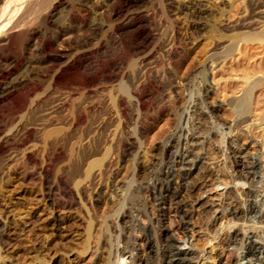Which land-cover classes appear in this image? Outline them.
<instances>
[{"label":"rangeland","instance_id":"1","mask_svg":"<svg viewBox=\"0 0 264 264\" xmlns=\"http://www.w3.org/2000/svg\"><path fill=\"white\" fill-rule=\"evenodd\" d=\"M63 1L64 4L53 18L54 24L44 22V17L34 20L30 29L37 34L25 35L28 38L23 37L22 42L13 44V51L10 50V55L34 59L38 65L32 75L41 74L39 78L35 76L39 86L28 95L29 105L35 96L37 98L42 94L44 101H41V113L57 101L63 102V105L57 112L60 119L46 127L48 130H60L53 131L42 142L43 146L46 143V147L42 149L43 152L40 151L43 154L39 157L44 158L50 166L46 176L41 177L42 182L35 178L27 179L21 174L33 171L34 164L18 165L19 171L24 167L20 171L23 178L18 175V179L5 186L4 195L0 194L7 217L0 264H129V253L120 256L119 252L130 240L127 239L128 232L135 237L131 238L132 246L136 243L140 254L149 251L150 264H165L168 258L162 239L171 235L169 223L180 218L176 212L178 205L168 202L165 207L160 200L161 195L154 196L150 186L161 175V171L166 170L163 151L170 136L174 137L177 148L174 159L181 161L175 167V175L170 178L172 187L183 183L196 187L192 192H181L188 194L185 197L186 208L190 209L196 198L207 201L205 207L194 209L190 217L196 230L194 238L197 250L183 234L178 237L176 244L186 250L188 264H197L200 249L209 244L213 247L212 257L218 260L222 240L218 243L214 240L213 243V233L227 223L230 211L235 206L236 210L241 207L246 196V185L232 176L237 170L229 157L232 154L228 140L221 138V134L228 129L220 121H229L233 134L243 133L239 141L245 149L244 153L248 151V159L264 158V128H261L264 124L259 126L256 123L264 115V12L257 13V7L263 8L264 0ZM50 41L55 42L53 44L56 47L67 48L69 58L81 62L82 67L77 69L79 73L75 74L77 77L71 84L70 97L67 96L68 88L51 84L52 71L47 63L50 53L42 49L43 42ZM231 43L232 48L236 45L235 51L225 56ZM172 57L178 59L172 60ZM217 57L227 59L219 63ZM25 68L23 65L11 79L26 73ZM203 69L209 72V100L220 105L216 115L202 103L203 82L200 72ZM85 77L92 80H89V86L82 85ZM248 78L250 82H261L253 94L251 117L256 119L252 121L256 125H252V130L245 123H240L241 116L229 103L230 99L242 95L250 83ZM140 82L147 84L145 106H149L146 109H141L131 99L132 92ZM123 86L127 87V93ZM128 94L131 95L129 99ZM166 95L171 96V104L164 99ZM125 97L127 104L125 109H121L119 101ZM127 101H130V105ZM83 105H91L86 118L70 126L71 111H80ZM19 114H15L17 117L10 116L8 125H11V129L18 121ZM12 135L16 139L17 135ZM37 135L30 139L28 146L36 144L35 141L39 139ZM95 142H99L100 151L97 154L92 152L90 156L89 151L93 150L91 146ZM123 143L128 149L122 148ZM57 146L61 147L63 154L55 158ZM106 146H111L110 154L103 159L101 167L86 177L88 162L102 157ZM21 153L18 150L15 156L17 162L22 157ZM247 157L237 155L238 159ZM82 159L87 163L82 162ZM79 160L83 165L80 169L74 166V163H81ZM263 165L254 177V190L250 196L254 211L245 222L244 214L238 211L235 226L240 234L244 233L243 229L247 230L243 241L252 238L260 245L264 244V223L261 222L264 212ZM181 173L188 175L184 179ZM229 233H232V229H229ZM228 236L230 234L227 232L223 237ZM146 237L151 241V248ZM238 246L229 245L234 254L226 253L228 255H225L224 260L230 258L226 260L229 264H260L263 254L250 261L244 258L245 248Z\"/></svg>","mask_w":264,"mask_h":264},{"label":"bare ground","instance_id":"2","mask_svg":"<svg viewBox=\"0 0 264 264\" xmlns=\"http://www.w3.org/2000/svg\"><path fill=\"white\" fill-rule=\"evenodd\" d=\"M3 1V4L1 5V2ZM68 1V0H67ZM71 1V0H70ZM88 1V0H87ZM138 1V0H137ZM69 2V1H68ZM67 2V3H68ZM103 2V1H102ZM125 2V1H124ZM130 2V1H129ZM126 3V2H125ZM137 3V2H135ZM139 3V2H138ZM64 4L63 0H0V194L3 196L4 195V191L6 190L5 186H7L8 184H10V182L12 180L18 179V175L20 176V173L22 172L21 170L24 168H21V172L18 170V167L20 165L23 164H28L32 163V165L34 164V169L33 171H30V173H26L25 174V169H24V174L21 173L22 175H24L23 177H26L27 179H31L35 178L41 180L42 182V176H46V174L49 172V164L45 163V160L40 159V151L43 152L42 149H44V146L42 144L43 140L49 136V134H51L53 131H57L58 129L60 130V128H51L50 130H48L46 127L54 120H59L60 116H58L57 112L58 109L60 107H62L61 105H63V102H59L57 101L56 103H54V105H52V107L46 108L47 110H45L46 112L41 113V101L43 102V97L42 95L40 96H35V98H33V100L31 101L30 105L28 102V95L32 94V92L39 86V80H37V78H39V76H41V74L36 73V75L38 76L37 78L32 75L33 71L35 70V66L36 65V61L34 59L29 60L26 59V57H22L18 56V55H10V50H12V46H14L13 44H19L20 42H22L21 40L23 39V37H25V35L31 34L32 36H35L37 33L33 32V30L31 31L30 26L33 25L32 23L36 21V19L38 20V18L40 17H44L42 20L44 22H46L47 24H51L53 23V18L55 15H57V11H59V7ZM107 6V5H106ZM127 6V5H126ZM131 6V5H130ZM104 7V5H103ZM116 7V6H115ZM129 7V6H128ZM64 8V7H63ZM123 8V7H122ZM163 8V7H162ZM136 9V8H135ZM163 10V9H162ZM108 11V10H107ZM106 11V12H107ZM165 12V11H164ZM258 12H264V2H263V8L259 9V7H257V13ZM109 13V12H108ZM59 14V13H58ZM144 14V13H143ZM166 14V13H165ZM32 15V16H31ZM167 15V14H166ZM59 16V15H58ZM64 16V15H63ZM135 16V15H134ZM168 16V15H167ZM141 17V16H139ZM147 18V17H146ZM171 18V17H170ZM119 19V18H118ZM35 20V21H34ZM41 20V21H42ZM56 20V19H55ZM54 20V21H55ZM58 20V19H57ZM129 20V19H128ZM139 20V19H138ZM148 20H151L148 19ZM115 22V21H114ZM137 22V21H136ZM262 24H264V19L262 20ZM40 24V23H39ZM44 24V23H43ZM54 24V23H53ZM45 25V24H44ZM261 25V24H260ZM35 26V25H34ZM37 26V25H36ZM50 26V25H49ZM62 26V25H61ZM48 27V26H47ZM56 27V26H55ZM54 27V28H55ZM140 27V26H138ZM144 27V26H143ZM33 28V27H32ZM52 28V27H51ZM119 28V27H118ZM67 30V29H66ZM138 30V29H137ZM145 30V29H144ZM72 31V30H71ZM76 32V31H75ZM140 32V31H138ZM263 36H264V25H263ZM261 32V33H262ZM72 33V32H71ZM58 35V34H57ZM68 35V34H67ZM30 36V35H29ZM39 36V35H38ZM61 36V35H58ZM63 36V35H62ZM262 36V37H263ZM41 37V36H40ZM68 37H71L70 35H68ZM67 37V38H68ZM28 38V37H25ZM29 38H32L31 36ZM36 38V37H35ZM59 38V37H58ZM65 38V37H64ZM140 38V37H139ZM142 38V36H141ZM137 39V38H136ZM27 40V39H26ZM38 40V39H37ZM43 40V39H42ZM62 40V39H61ZM64 40V39H63ZM144 40V39H143ZM264 40V39H263ZM29 41V40H27ZM26 41V42H27ZM45 41V40H44ZM73 41V40H72ZM34 42V41H33ZM122 42V41H121ZM234 42V41H233ZM44 45L42 47L43 50L49 51L48 53H50L49 57L47 58V63H49V69L52 71V79H51V84L54 86L58 85V86H62V87H66L68 88V94L67 96H71V89H72V82L73 80L76 79L77 72L81 66V62L75 58H69L68 56V49L65 47H56V45L54 46L53 43L55 42H49V43H45L43 42ZM57 43V42H56ZM60 43H62L60 41ZM27 44V43H26ZM35 45H37L36 43H34ZM234 44V43H233ZM32 45V44H31ZM34 45V47H36ZM58 45H60L58 43ZM70 45V43H69ZM33 46V45H32ZM41 46V45H40ZM39 46V47H40ZM30 48V46H28ZM235 46H233L232 48V43L231 46H229L227 48V52L225 53V56H228L230 54H233L235 51ZM38 48V47H36ZM28 49V48H27ZM33 49V48H31ZM30 49V50H31ZM5 50H7V53L5 52ZM13 51V50H12ZM11 51V52H12ZM22 51V50H21ZM27 51V50H26ZM16 51H14L15 53ZM32 52V51H31ZM52 52V53H51ZM18 53V52H17ZM20 53V52H19ZM222 53V52H221ZM220 53V54H221ZM22 54V53H21ZM28 55V54H27ZM41 55V54H40ZM70 55V54H69ZM18 56V57H17ZM43 57V56H42ZM74 57V56H73ZM131 57V56H130ZM36 58V57H35ZM79 58V57H77ZM147 58V57H146ZM170 58V57H169ZM172 57V60L178 59ZM229 58V57H228ZM145 59V58H144ZM148 59V58H147ZM146 59V60H147ZM216 59V57H215ZM219 59V63H224L227 59V57H217V60ZM171 60V59H169ZM171 60V61H172ZM40 61V60H39ZM90 61V60H89ZM134 61V60H133ZM83 62V61H82ZM94 62V61H93ZM158 62V60H157ZM215 62V61H214ZM213 62V63H214ZM217 62V61H216ZM228 62V61H227ZM46 63V62H45ZM44 63V64H45ZM137 63V62H136ZM171 63V62H170ZM94 64V63H93ZM160 64V63H159ZM174 64V62H173ZM217 64V63H216ZM27 69L26 73H22L20 75L15 76L14 78L11 79V76L13 74H15V72H17L18 70H20L21 67H23ZM97 65V64H96ZM132 65V64H131ZM175 65V64H174ZM90 66V64H89ZM99 66V65H98ZM164 66V65H163ZM172 66V65H171ZM218 66V65H216ZM221 66V64H220ZM42 67V66H41ZM82 67V66H81ZM101 67V66H100ZM99 67V68H100ZM86 70L88 69V66L86 65ZM23 69V68H22ZM37 70V69H36ZM39 70V69H38ZM200 71V70H199ZM36 72V71H35ZM150 72V71H149ZM18 73V72H17ZM82 73V72H81ZM158 73V72H157ZM160 73V72H159ZM208 73L206 69H203V71L200 72L201 78H202V82L203 85L202 87V103L205 105V107H207V109L209 110V112H211L212 114L216 115L219 111V106L215 101H210L209 100V95H210V91H211V87H210V83L208 82ZM35 74V73H34ZM96 74V73H95ZM199 74V73H198ZM134 75V74H133ZM146 75V74H145ZM151 75V74H150ZM88 76V75H87ZM100 76V75H99ZM197 76V75H196ZM249 76V75H248ZM145 77V76H144ZM159 76H157L158 78ZM162 78V76H160ZM92 78V77H91ZM94 78V77H93ZM106 78V77H105ZM160 78V79H161ZM245 78V77H244ZM11 79V80H10ZM107 79V78H106ZM252 79V78H250ZM80 80V79H79ZM89 77H85L84 81L82 82V85L86 86L88 85L89 82ZM100 80V79H99ZM147 80V79H146ZM249 80V78H248ZM260 80V79H259ZM82 81V80H81ZM92 81V80H90ZM96 81V79H95ZM103 81V80H102ZM106 82V81H105ZM146 82V81H145ZM165 82V81H164ZM248 82V81H247ZM250 82V80H249ZM90 83V82H89ZM92 83V82H91ZM121 83V82H120ZM261 82L259 81H252L250 82L243 90V93L241 96H236L232 99H230L229 103L231 105V107L234 109H237L238 115L241 116L240 119V123H245L246 126H248L249 128L251 127L252 130V125L254 124L253 122L256 121V119L254 120V118L251 117V112H252V100L253 99V94L254 91L256 90V87L260 84ZM90 85V84H89ZM88 85V86H89ZM125 85V84H124ZM147 84H145L144 82H140L139 86L132 92V97L130 94H128L127 99H129L131 97V99H133L137 105H139L142 108L148 107L147 105L145 106V95L147 93V89L146 86ZM167 85V84H166ZM246 85V84H245ZM52 86V87H53ZM123 86V90L124 92L127 91V87ZM49 88V86H48ZM122 88V87H121ZM157 88V87H156ZM162 88V87H161ZM86 89V88H84ZM130 89V88H129ZM165 89V88H164ZM39 90V89H38ZM158 91V90H157ZM35 92V91H34ZM41 93V92H40ZM127 93V92H126ZM45 94V93H44ZM163 94V93H162ZM38 95V94H37ZM42 96V97H41ZM86 96V95H85ZM126 96V95H125ZM96 97V96H95ZM122 98V97H121ZM63 99V98H62ZM93 99V98H92ZM115 99V98H114ZM126 97L123 99H120L119 103L121 104L120 107H122L121 109H125V104H127L125 102ZM166 102L168 104H171L172 102V98L171 96L166 95L165 98ZM78 100V99H77ZM164 100V101H165ZM64 101V100H62ZM76 101V100H75ZM88 101V100H87ZM108 101V100H107ZM132 101V100H131ZM47 102V101H46ZM115 103V101H113ZM128 102V101H127ZM130 102V101H129ZM128 102V103H129ZM148 102V101H147ZM174 102V101H173ZM66 103V101H65ZM90 104V103H89ZM134 104V105H136ZM67 105V104H66ZM130 105V103L128 104ZM165 105V104H164ZM84 106V105H83ZM91 106V105H89ZM89 106H84L80 111L74 112L71 111L70 113V126L75 125L77 122L83 120L84 118H86L87 115V109L89 108ZM76 107V106H75ZM119 108V107H118ZM120 109V108H119ZM140 109V108H139ZM140 109V111H141ZM146 109V108H145ZM254 109V108H253ZM95 110V109H94ZM99 110V109H98ZM126 111V110H125ZM122 112V111H121ZM148 112V111H147ZM20 113V114H19ZM124 113V112H123ZM15 114H19L18 115V121L14 120L16 122V124L14 125V127L11 129L10 128V124L8 125V122L10 120V116L11 115H15ZM140 114V113H139ZM211 114V115H212ZM255 114V113H254ZM16 116V115H15ZM256 116V115H255ZM258 116V115H257ZM17 117V116H16ZM126 117V116H125ZM181 117V116H180ZM252 118V119H251ZM89 119V118H88ZM254 120V121H253ZM220 121V120H219ZM228 121V120H227ZM250 121V122H249ZM253 121V122H252ZM60 122V121H58ZM221 125L222 126H226L227 127V131H222L223 136L225 139L227 138L228 142L227 144L230 146V154L229 157H231L232 159V163L233 165H235V173L233 172L234 177L239 178V181H243L244 185H246V189H245V199L244 201H242L243 205L241 207H237L236 210V206L235 209H232V211H230L229 216L227 218V223H225L223 226L221 225L220 228L216 229V231L213 233V243L214 240L216 243L220 242L222 240V243L220 244L221 247V252H220V257L217 260H214V258L212 257V246L211 244H209L208 246L205 245V247L203 246L202 249H200L199 253H200V257L198 259L197 264H229V262H227V259L230 258H225V255L228 254H234L233 251L231 249H229V245H235V246H241V248H245V257L244 258H248L250 261L256 258H260V254L264 255V244L260 245L259 243H256L252 238H247L246 240L243 238L245 237V235L247 234L245 229L244 233L240 234V230H238V228H235V226L237 225V219H236V215L239 212H242L244 214V222L246 220H248L249 215L251 212L254 211V203L252 201V199L250 198V196L253 193V183H254V177L256 175V173L260 172L259 168L260 166H262L264 164V158H260L259 159H248L247 154L248 151L246 153L245 149L243 148V145L240 144V136L243 134L241 131L238 134H233V130H232V124L224 120H221ZM10 123V122H9ZM57 123V122H56ZM61 123V122H60ZM259 126H262V124H264V115H262L261 118H258L257 122H256ZM13 124V123H12ZM119 125V124H118ZM256 125V124H254ZM58 126V125H56ZM103 126V125H102ZM258 126V127H259ZM60 127V126H59ZM247 127V128H248ZM65 128V126H64ZM68 128V127H67ZM119 128V126L117 127ZM222 128V127H221ZM237 128V127H236ZM244 128V127H243ZM261 128H264L263 126ZM67 130V129H66ZM97 130V129H96ZM117 130V129H116ZM237 130V129H236ZM246 130V129H245ZM250 132V129H248ZM247 130V132H248ZM101 131V130H100ZM105 131V130H104ZM62 132V131H61ZM60 132V133H61ZM121 132V131H120ZM221 132V133H222ZM248 132V133H249ZM252 132V131H251ZM263 132V131H262ZM13 133H15V135H17L16 139L13 137ZM77 133V132H76ZM36 134H38V141H35L36 144L31 146H28L27 143L30 141V139H34V137L36 136ZM56 134V133H55ZM102 134V133H101ZM121 134V133H120ZM251 134V133H250ZM263 134V133H262ZM54 135V134H53ZM116 135V133H115ZM174 135V134H173ZM67 136V135H66ZM78 136V135H77ZM91 136V135H90ZM102 136V135H101ZM72 137V136H71ZM112 137V136H111ZM169 137V136H168ZM64 138V137H63ZM108 138V137H107ZM59 139V138H58ZM103 139V138H102ZM124 139V137H123ZM55 140V139H54ZM96 140V139H95ZM99 140V139H97ZM108 140V139H107ZM126 141V139H124ZM128 140V139H127ZM130 140V139H129ZM128 140V141H129ZM48 141V140H47ZM67 141V140H66ZM113 141V140H112ZM117 141V140H116ZM72 142H70L71 144ZM78 143V141H77ZM100 143H102L100 141ZM122 143V141H121ZM125 143V142H124ZM123 143V149H128L126 147V145ZM131 143V142H130ZM48 144V143H47ZM65 144V143H64ZM98 144V145H97ZM243 144V143H242ZM55 145V144H54ZM57 145V144H56ZM92 145V144H90ZM101 145V144H100ZM111 145V144H110ZM121 145V144H120ZM164 156L163 159H166L167 166H166V170H164L163 172L161 171V175L157 176L156 180H154L152 182V186L151 190H152V194L154 196L156 195H161V201L162 203L165 205L168 202L172 205V204H176L178 205L176 208V212L178 213V216L181 218H179L178 220H176V222H170L169 223V229L171 231V235H169V237H164L162 240L164 241L163 244H165V256L166 259V263L165 264H188L187 260H186V255L187 252L186 250H184V248L178 247L177 246V239L179 236H183L184 238L187 237L188 238V243L190 245H193L194 248L197 250V243L195 242V238H194V234L196 233V230L193 226V223L190 222V217L192 216V211L194 209H198L199 207H205L207 201L202 199V198H196L195 202L192 204L191 208H186V204H185V197L188 195L181 193L183 190H187V192H192L196 187L192 184H187V183H183L181 185H179L176 188H173L170 182V178L172 176L175 175V167H177L176 165L179 164V162L181 161H177L175 160V151H176V147H175V142H174V137L170 136L166 143L164 144ZM69 146V145H68ZM99 142H95L93 150L89 151V155L91 156L94 152L97 154L99 147ZM178 146V145H177ZM228 146V147H229ZM46 147V146H45ZM121 147V146H120ZM19 148V149H18ZM89 148V147H88ZM106 151H104V155L102 157H98V158H94L92 161L88 162V167L85 168L86 169V177L90 176L91 171L93 172L94 169L99 168L102 166V161L104 158H106L111 151V146H106ZM262 148H264V138L262 141ZM74 149V148H73ZM73 149H71L73 151ZM82 149V148H81ZM105 149V148H103ZM229 149V148H228ZM18 150L22 151V157L21 159H19L20 161L17 162L15 159V156L18 154ZM87 150V149H85ZM46 151V149H45ZM100 151V150H99ZM126 151V150H125ZM50 153V152H49ZM83 154L85 153L84 151L82 152ZM123 153V152H122ZM43 154V153H42ZM41 154V155H42ZM51 154V153H50ZM49 154V155H50ZM62 153V149L61 147L57 146L54 152V157H59ZM82 154V155H83ZM85 155V154H84ZM237 155L242 156L243 157H247V159H238ZM249 155V154H248ZM258 155V154H257ZM46 156V155H45ZM89 156V158H90ZM185 156V155H184ZM253 156V154H252ZM251 156V157H252ZM78 157V156H77ZM84 157V156H83ZM82 157V158H83ZM67 158V157H66ZM86 158H88V156H86ZM256 158V156H255ZM81 159V158H80ZM188 159V158H187ZM51 160V159H50ZM182 160V159H181ZM47 161V160H46ZM60 161V160H59ZM81 162V160H79ZM86 161V160H85ZM82 159V162H85ZM48 162V161H47ZM75 162V161H74ZM77 162L74 163V166L78 167L80 169V167L82 168L83 165ZM65 163V162H64ZM87 163V161L85 162V164ZM161 163V162H160ZM263 163V164H262ZM72 164V163H71ZM156 164V163H155ZM19 165V166H18ZM65 165V164H64ZM183 165V164H180ZM27 165H25L26 167ZM30 166V165H29ZM85 166V165H84ZM164 166V165H163ZM264 166V165H263ZM21 167V166H20ZM157 168V167H155ZM165 168V167H163ZM234 168V167H233ZM262 168V167H261ZM27 169V168H26ZM72 169V167H71ZM150 169V168H149ZM30 170V169H29ZM83 170V169H81ZM152 170V169H151ZM156 170V169H155ZM149 172V173H148ZM147 173L150 174V171H148ZM154 172V171H153ZM232 172V171H231ZM73 173V172H72ZM156 174V171H155ZM84 175V174H83ZM151 175V174H150ZM184 179H185V175H188V173H181L180 174ZM59 176V175H58ZM82 176V175H81ZM147 176V175H145ZM21 177V176H20ZM21 177V178H23ZM75 177V176H74ZM77 177V176H76ZM233 177V178H234ZM60 178V177H59ZM147 178V177H146ZM145 178V179H146ZM150 178V177H148ZM232 178V179H233ZM135 179V177H134ZM25 180V179H24ZM64 180V179H63ZM70 180V179H69ZM85 180V179H84ZM133 180V177H132ZM131 180V181H132ZM153 180V179H152ZM235 180V178H234ZM82 181V180H81ZM86 181V180H85ZM136 181V180H135ZM39 182V184L41 183ZM79 182V181H78ZM144 182V181H143ZM150 182V181H149ZM234 182V181H233ZM148 183V182H147ZM67 184V183H66ZM69 184V183H68ZM77 184V182H76ZM132 184V183H131ZM42 185V184H40ZM79 185V184H78ZM149 185V184H148ZM127 186V185H126ZM139 186V185H138ZM137 186V187H138ZM51 187V186H50ZM128 187V186H127ZM134 187V186H133ZM5 189V190H4ZM131 189V188H130ZM264 189V188H263ZM128 190V189H127ZM8 191V189H7ZM151 192V191H150ZM125 194V193H124ZM127 195V194H126ZM152 195V196H153ZM204 195V194H203ZM6 196V195H5ZM205 196V195H204ZM203 196V197H204ZM1 197V196H0ZM76 198V197H75ZM126 198V197H125ZM4 199V198H3ZM188 200V198H187ZM6 202V201H5ZM160 202V201H159ZM209 202V201H208ZM122 205V204H121ZM209 205V204H208ZM162 206V205H161ZM174 206V205H173ZM240 206V205H239ZM166 207V205H165ZM172 207V206H171ZM4 208L3 204L0 201V250L1 247H3L4 240L3 237L6 233V223L5 220L7 219V217L5 216V212H4ZM168 208V207H167ZM163 209V208H162ZM169 209V208H168ZM239 209V210H238ZM130 211V210H129ZM170 211V210H168ZM199 211V210H198ZM241 213V214H242ZM8 214V213H7ZM165 214V213H164ZM170 214V213H169ZM240 214V215H241ZM242 214V215H243ZM177 215V214H176ZM228 215V214H227ZM9 216V215H8ZM196 216V215H195ZM133 218V217H132ZM160 218V217H159ZM172 220V219H171ZM132 221V220H131ZM192 221V220H191ZM158 222V221H157ZM243 222V223H244ZM248 222V221H247ZM261 222L264 223V212L262 214L261 217ZM135 223H137L135 221ZM155 223V222H154ZM153 223V224H154ZM245 224V223H244ZM133 225V224H132ZM152 225V224H151ZM131 226V225H129ZM134 226V225H133ZM124 227V226H123ZM126 227V226H125ZM137 227V226H136ZM155 227V226H154ZM10 228V227H9ZM132 228V227H131ZM140 228V227H139ZM138 228V229H139ZM243 228V227H242ZM245 228V227H244ZM152 229V228H151ZM156 229V228H155ZM229 229H232V233H229ZM129 230V229H128ZM144 230V229H143ZM147 230V229H146ZM201 230V229H200ZM129 231H133V229L129 230ZM228 234H230V236L227 237H223L224 234H226L227 232ZM136 232V231H135ZM156 232V231H155ZM226 232V233H225ZM131 233V232H130ZM123 234V233H121ZM159 234V233H158ZM183 234V235H182ZM125 235V233H124ZM155 235V234H154ZM122 236V235H121ZM156 236V235H155ZM134 236H131V234H127V239L130 238L129 241H127V245L123 247V249H121L120 252V256L122 254V256L125 253H129V256L127 259H129V261H131V263L129 264H138V263H143V264H150L151 263V256H149V251L148 253H143L140 254V250L138 251L139 247H136V243L134 246H132L133 242H131V238ZM151 237V236H150ZM7 238V237H6ZM135 238V237H134ZM158 238V237H157ZM123 239V238H122ZM146 242L148 244V247L151 248L152 245H150V242L148 240V237L145 238ZM180 239V238H179ZM126 240V239H125ZM133 240V239H132ZM135 240V239H134ZM124 241V240H123ZM241 241V242H240ZM7 242V241H6ZM157 242V241H156ZM10 243V240H9ZM211 243V242H210ZM5 246V245H4ZM214 246V245H213ZM217 246V245H216ZM238 246V248H239ZM122 247V246H121ZM215 247V246H214ZM118 248V247H117ZM158 248V247H157ZM219 248V247H218ZM164 249V248H163ZM119 250V249H118ZM149 250V249H148ZM220 250V249H219ZM145 251V250H144ZM218 251V250H217ZM237 251V250H236ZM119 252H118V257H119ZM157 252V251H156ZM216 252V251H215ZM238 252V251H237ZM228 253V254H226ZM197 254V253H196ZM218 254V253H217ZM239 254V253H238ZM128 255V254H127ZM152 255V254H150ZM262 255V256H263ZM216 256V255H215ZM214 256V257H215ZM116 257V256H115ZM126 257V256H125ZM124 257V259H125ZM227 257V256H226ZM123 258V257H120ZM218 258V256H217ZM0 259H1V254H0ZM118 259V258H117ZM164 260V259H163ZM110 261V260H109ZM121 261V259H120ZM123 261V260H122ZM118 262V261H117ZM128 262V261H127ZM120 263V262H119ZM112 264H116V262H112ZM126 264V263H125ZM260 264H264V256L260 258Z\"/></svg>","mask_w":264,"mask_h":264}]
</instances>
